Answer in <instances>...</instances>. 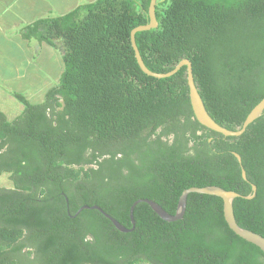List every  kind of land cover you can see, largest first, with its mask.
Returning <instances> with one entry per match:
<instances>
[{
  "label": "trees",
  "instance_id": "trees-1",
  "mask_svg": "<svg viewBox=\"0 0 264 264\" xmlns=\"http://www.w3.org/2000/svg\"><path fill=\"white\" fill-rule=\"evenodd\" d=\"M149 0H94L27 25L25 38L57 47L59 82L20 113L0 112V264H264L236 235L222 199L191 192L181 219L162 220L140 198L174 214L189 187L220 186L252 199L232 201L237 224L264 237V110L239 136L197 122L185 67L146 75L130 44L148 22ZM156 28L135 33L145 66L167 72L182 58L209 115L240 127L264 98V0H157ZM238 153L247 180L242 179ZM74 215V216H73Z\"/></svg>",
  "mask_w": 264,
  "mask_h": 264
},
{
  "label": "crops",
  "instance_id": "crops-1",
  "mask_svg": "<svg viewBox=\"0 0 264 264\" xmlns=\"http://www.w3.org/2000/svg\"><path fill=\"white\" fill-rule=\"evenodd\" d=\"M71 1L0 0V112L6 120L7 109H13L14 119L22 108L14 93L32 103L41 102L45 92L57 84L56 66H61L57 47L25 38L23 29L37 19L68 12Z\"/></svg>",
  "mask_w": 264,
  "mask_h": 264
},
{
  "label": "water",
  "instance_id": "water-1",
  "mask_svg": "<svg viewBox=\"0 0 264 264\" xmlns=\"http://www.w3.org/2000/svg\"><path fill=\"white\" fill-rule=\"evenodd\" d=\"M157 3V0H149L148 9H147V15H148V22L146 24L138 25L131 29L130 31V44L133 49L134 57L136 59V62L141 69L142 72H144L148 76H152L155 78H165L172 76L175 74L181 67H185L186 71V83L188 86V96H189V102L191 106V110L193 113L194 118L197 120L199 124L202 126L220 133L221 135L227 137V136H239L241 135L247 126L253 122L255 119H257L264 110V98H262L253 108L248 112L246 117L244 118L242 124L240 127L236 129H228L219 123H217L207 112L203 100L198 92V89L195 85L193 72H192V64L189 59L182 58L180 59L175 66L167 71V72H154L148 69L139 53V50L137 48L136 42H135V33L139 31L149 30L156 28L158 25L156 15H155V5ZM232 154L237 159V161L240 164V171H241V177L244 180H247L245 169L241 165V157L238 153L232 151ZM191 192H196L200 194H208V195H215L222 199L223 203V216L224 220L226 221L228 227L239 237L242 239L256 245L260 248V250L264 253V237L261 236L258 233H255L247 228L241 227L237 224L234 214H233V207H232V201L235 197H242L245 199H252L255 196L256 193V186L251 183V193L246 195H241L235 191L232 190H225L220 186L216 185H206L203 187H189L184 189L181 194L179 195L178 202L176 205V210L174 214L168 213L165 211L157 202L148 199V198H140L135 200L129 209V219L131 223L130 228H126L122 224H120L115 218H113L111 215L103 211L98 205H83L81 206L74 215L78 214L83 209H95L101 212L106 218H108L114 227L121 231V232H129L133 230L134 228V218H133V209L135 205L139 202H145L147 203L150 208L164 221L171 222L176 221L182 218L185 212L186 207V198L187 195ZM73 215V216H74Z\"/></svg>",
  "mask_w": 264,
  "mask_h": 264
},
{
  "label": "rangeland",
  "instance_id": "rangeland-1",
  "mask_svg": "<svg viewBox=\"0 0 264 264\" xmlns=\"http://www.w3.org/2000/svg\"><path fill=\"white\" fill-rule=\"evenodd\" d=\"M67 1H71V0H67ZM91 1H94V0H78L77 1L78 3L76 4L75 0H72L70 2L69 6L72 9V8L78 6V5H81V4H84V3H87V2H91ZM71 9H69V10H71ZM66 12H61V13L65 14ZM59 15H62V14H55V16H53V15H51V16L52 17H56V16H59ZM47 17H50V16H47ZM60 64H61V66H59L58 64L56 66V75H55V77H57L56 83L59 82V79H60V76H61V72L64 69L62 60H61ZM51 68H52V70L55 69L52 65H51ZM31 101H36V99L35 98H32ZM11 102H13V101L11 100ZM13 113H14L13 109L12 110L11 109H7L6 110V118H7L8 121H11L13 119V117H14L13 116L14 115ZM8 182H9V180H8V174L6 172H4L3 174L0 175V187H2V186L8 187ZM26 252L27 251L25 249H23L22 254H24ZM22 260H23L22 261V264H38V262L35 259H33V258H27V256H25L24 259H22Z\"/></svg>",
  "mask_w": 264,
  "mask_h": 264
},
{
  "label": "flooded vegetation",
  "instance_id": "flooded-vegetation-1",
  "mask_svg": "<svg viewBox=\"0 0 264 264\" xmlns=\"http://www.w3.org/2000/svg\"><path fill=\"white\" fill-rule=\"evenodd\" d=\"M23 249H25L26 251L29 249V248H27V247H24ZM23 249H22V251H23ZM22 257H23V259H24V257H25V253L24 254H22ZM31 258V257H30Z\"/></svg>",
  "mask_w": 264,
  "mask_h": 264
}]
</instances>
